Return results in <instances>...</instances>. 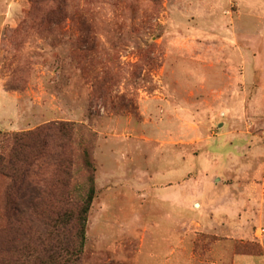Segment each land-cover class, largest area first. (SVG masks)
Returning a JSON list of instances; mask_svg holds the SVG:
<instances>
[{"label":"rangeland","instance_id":"rangeland-1","mask_svg":"<svg viewBox=\"0 0 264 264\" xmlns=\"http://www.w3.org/2000/svg\"><path fill=\"white\" fill-rule=\"evenodd\" d=\"M51 6L0 0V132L83 128L82 264H264V0H67L55 26Z\"/></svg>","mask_w":264,"mask_h":264},{"label":"trees","instance_id":"trees-1","mask_svg":"<svg viewBox=\"0 0 264 264\" xmlns=\"http://www.w3.org/2000/svg\"><path fill=\"white\" fill-rule=\"evenodd\" d=\"M45 2L53 4L48 11L45 8V23L60 25L63 18L58 20L54 13L66 15L67 0ZM82 26L86 33L91 31L86 21ZM82 130L78 123L51 122L28 132H0V176L8 179L0 233H24L17 242L0 244V264H82L88 214L96 194L95 168L87 150L89 176L78 201L71 184Z\"/></svg>","mask_w":264,"mask_h":264},{"label":"crops","instance_id":"crops-1","mask_svg":"<svg viewBox=\"0 0 264 264\" xmlns=\"http://www.w3.org/2000/svg\"><path fill=\"white\" fill-rule=\"evenodd\" d=\"M237 226H235L236 228ZM220 250H224L223 248H221ZM219 257H222V255H224V253H219L218 254ZM202 256H205V259L208 258L210 256V252L209 251H205V253H202ZM235 261L234 264H254L253 260L255 259V257H258L257 255H252L249 253H235ZM204 260V258L202 259ZM233 260V258H232ZM202 264H209V259L207 262L203 261Z\"/></svg>","mask_w":264,"mask_h":264}]
</instances>
